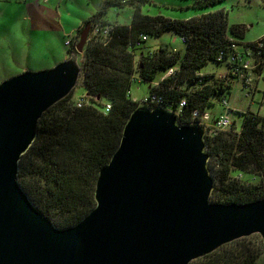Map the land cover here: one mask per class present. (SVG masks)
I'll list each match as a JSON object with an SVG mask.
<instances>
[{
  "label": "trees",
  "instance_id": "obj_1",
  "mask_svg": "<svg viewBox=\"0 0 264 264\" xmlns=\"http://www.w3.org/2000/svg\"><path fill=\"white\" fill-rule=\"evenodd\" d=\"M223 1L195 0L194 6L205 9ZM153 3L108 0L82 22L69 53L76 51L82 31L90 28L81 65L83 105L77 107L73 92L49 109L39 121L36 140L19 163L20 186L59 229L77 225L96 208L100 171L118 150L124 128L140 103L130 94L138 81L148 85V96L156 97L152 107L175 111L182 125L206 123L205 141L215 180L213 203L246 204L264 197V115L251 110L240 113L243 125L237 132L235 124L227 130L216 127V121L227 113L210 116L209 112L217 106L216 100L228 107L221 97L230 93L233 79L241 80L244 88L251 87L247 81H254V76L264 79V38L243 44L246 27L230 26L224 9L179 21L143 14V6ZM113 6L134 8L129 25L107 20ZM105 29H110L106 35ZM169 32L183 39L184 57L169 47L146 46L149 36ZM240 46L244 51L238 50ZM209 63L226 64L229 73L220 78L203 73ZM246 63H252V68H245ZM255 82L252 91L257 89ZM183 101L186 105L180 108ZM248 175L260 178V183L249 181ZM263 255L264 241L257 234L191 264H261Z\"/></svg>",
  "mask_w": 264,
  "mask_h": 264
},
{
  "label": "water",
  "instance_id": "obj_2",
  "mask_svg": "<svg viewBox=\"0 0 264 264\" xmlns=\"http://www.w3.org/2000/svg\"><path fill=\"white\" fill-rule=\"evenodd\" d=\"M76 51L56 66L0 83V264H191L223 246L260 235L264 197L213 203L207 127L182 125L175 111L142 101L97 182L93 209L59 229L20 186L22 157L45 113L82 77Z\"/></svg>",
  "mask_w": 264,
  "mask_h": 264
},
{
  "label": "rangeland",
  "instance_id": "obj_3",
  "mask_svg": "<svg viewBox=\"0 0 264 264\" xmlns=\"http://www.w3.org/2000/svg\"><path fill=\"white\" fill-rule=\"evenodd\" d=\"M106 1L108 0H0V83L23 73L22 70L29 65L32 66L33 71H40L46 66L52 68L62 62L68 52L66 41L71 40L72 33L82 21L96 13ZM39 4L43 6L40 7ZM194 5L195 0H154L153 4L143 6L142 13L153 17L163 16L172 20L185 21L224 9L228 11L230 26L244 25L246 27L243 44L258 42L264 38V0H225L205 9H198ZM48 7L55 8V11L59 12V17L63 14V21L60 19L51 22L50 18H42V16H50ZM32 8L36 11L33 14ZM33 15L37 16L34 22L38 30L35 32L30 30L29 18ZM133 15L134 8L130 6H113L108 12L107 20L112 24L129 25ZM45 38L50 43V48L40 43L39 40L43 42ZM80 40L81 37L77 38V45ZM146 46L150 49L169 47L179 51L182 57L185 56L187 48L183 39L172 32L162 37L149 36ZM31 47L40 50L41 53L47 52L48 58H39L38 55L27 58V52ZM238 50L244 51L243 46H240ZM84 52L85 49L79 54L81 65ZM203 73L216 74L220 78L229 73V68L226 64L209 63L204 67ZM253 78L257 82L254 80L257 89L256 91L254 89L250 96H248L250 91L244 88L242 81L233 79L230 93L221 97L228 102V107L216 100L217 106L210 108V116L227 113L236 125L237 132H241L243 117L240 113L251 110L264 115V79L256 76ZM83 94L84 88L80 80L74 91L75 101L78 102ZM130 94L135 101L142 102L148 97V85L140 81L135 82ZM246 178L253 183L261 181L260 178L249 175ZM261 264H264V255L261 257Z\"/></svg>",
  "mask_w": 264,
  "mask_h": 264
},
{
  "label": "crops",
  "instance_id": "obj_4",
  "mask_svg": "<svg viewBox=\"0 0 264 264\" xmlns=\"http://www.w3.org/2000/svg\"><path fill=\"white\" fill-rule=\"evenodd\" d=\"M39 6L40 7H42L43 5L42 4H39ZM36 11H35V9L34 8H32L31 9V13L33 14V13H35ZM48 12H49V14H50V16L49 17H45V16H42V18H50L51 19V22H56L57 20H62L63 21V14H61V16L59 17V12H56L55 11V8H51V7H48ZM37 16H30V18H29V20H30V22H31V27H30V30L32 31V32H35V31H37L38 29H37V25H36V23L34 22V19L36 18ZM38 17H41V16H38ZM84 21V20H83ZM82 21V22H83ZM82 25V23L74 30V32L72 33V36H71V38H73V36H75V34H76V31H77V29L80 27ZM57 28V27H56ZM40 41V43H42V45L44 44L47 48H50V43L46 40V38H45V41H41V40H39ZM65 45L67 46V49H68V52H67V56L65 57V59L64 60H66L69 56H70V53H69V50H70V48H71V46H72V39L71 40H69V41H66V43H65ZM28 54H27V58L28 57H35V55H38V57L40 58H48V53L47 52H44V53H41V51L40 50H35L34 49V47H31L30 48V50L27 52ZM64 60H62V61H64ZM49 65V64H48ZM51 66H46V68H43V69H47V68H50ZM25 70H32V66H27V67H25L22 71H25ZM36 70H38V69H36Z\"/></svg>",
  "mask_w": 264,
  "mask_h": 264
},
{
  "label": "built area",
  "instance_id": "obj_5",
  "mask_svg": "<svg viewBox=\"0 0 264 264\" xmlns=\"http://www.w3.org/2000/svg\"><path fill=\"white\" fill-rule=\"evenodd\" d=\"M109 30H110V29H105V30L103 31V34H104V35L108 34V33H109ZM97 32H98V30H97ZM245 68H247V69H251V68H252V63H246V64H245ZM171 73H173V72H170V74H171ZM253 82H254V81H253V79H251V78L249 79V81H247V84L251 86V87H248V88L246 87V88L248 89V91H250V93L248 94V96L251 95V93H252V89L254 88V86H253ZM252 87H253V88H252ZM144 101H147V102H149L150 104H154V103L156 102V97L148 96L147 98L144 99ZM82 105H83V99H79V101L77 102V107H82ZM185 105H186V102L183 101V102L180 104V108H184ZM110 108H111V106L108 105V106H107V110H109ZM208 119H209V116H208V115H205V116H204V120H206V121L208 122ZM192 124H203V125H205V126L207 127L206 123H204L203 121H200V122H194V123H192ZM233 124H234V122H232V120L229 118L228 115H223V116L220 117V118L216 121V123H215L216 127H217L218 129H220V130H227V129H229Z\"/></svg>",
  "mask_w": 264,
  "mask_h": 264
}]
</instances>
